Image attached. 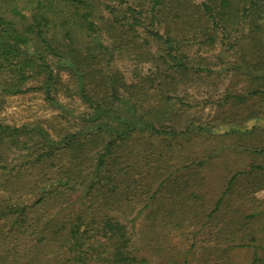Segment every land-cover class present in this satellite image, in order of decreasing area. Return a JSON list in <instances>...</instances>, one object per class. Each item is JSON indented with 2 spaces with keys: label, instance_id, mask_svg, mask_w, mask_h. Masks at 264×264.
I'll use <instances>...</instances> for the list:
<instances>
[{
  "label": "trees",
  "instance_id": "trees-1",
  "mask_svg": "<svg viewBox=\"0 0 264 264\" xmlns=\"http://www.w3.org/2000/svg\"><path fill=\"white\" fill-rule=\"evenodd\" d=\"M140 30L165 55L129 85L112 64L150 58ZM194 46L224 53V70L245 72L264 98V0H0V108L3 97L35 92L65 112L57 94L70 86L87 108L74 124L0 121V193L9 194L0 197V264H137L124 224L132 215L144 212L152 231L188 211L212 226L242 210L236 198L264 190V163H251L223 177L210 207L207 161L188 144L212 125L177 133L164 125L170 112L142 103L152 92L170 106L176 78L200 72L186 51Z\"/></svg>",
  "mask_w": 264,
  "mask_h": 264
},
{
  "label": "rangeland",
  "instance_id": "rangeland-1",
  "mask_svg": "<svg viewBox=\"0 0 264 264\" xmlns=\"http://www.w3.org/2000/svg\"><path fill=\"white\" fill-rule=\"evenodd\" d=\"M139 32L138 42L144 44L150 58H142L143 62H139L133 56L123 55L112 64L129 85L153 76L158 66L155 61L165 55L164 46L155 42L144 30ZM186 51L195 62L193 69L199 68L200 72L192 70L185 73L186 78H176L175 93L169 95L175 100L170 106L153 98L152 92L150 96H142V103L145 101V109L156 106L164 108L163 112H170L168 121L171 119V122L167 121L164 125L177 133H185L187 124L191 122L197 125L209 122L212 125L213 130L208 135L191 132L192 142L188 144L194 159L207 161V190L202 193L206 196L202 197L212 207L217 185L225 175L242 169L247 171L251 163H264V98L261 94H254L259 91L260 85L245 72L224 70V53L202 51L197 46ZM226 61L235 62L233 57ZM54 71H58L56 66ZM59 75L65 84L69 82L68 74ZM72 87L57 94V100L66 107V113L51 106L42 93L33 92L18 97H3L0 121L16 127L43 121L49 122L50 127L67 122L74 124L87 108L71 90L74 89ZM223 117L230 119L221 125L219 119ZM3 192L0 197L6 199L9 194ZM252 194L248 198H236V205L242 210L223 213L217 221L219 223L212 226L196 220L194 214L188 211L180 219L170 221L171 224L180 221L183 227L176 228L160 220V229L152 231L148 221H144V212L132 215L124 224L131 238L129 247L133 257L137 264H264V190ZM200 221L202 224H198ZM238 228L241 229L239 234L232 236L230 232ZM159 232L160 238H157ZM212 235L214 238L211 240ZM114 248H111V254ZM107 253L109 255V251ZM108 261L99 264H109Z\"/></svg>",
  "mask_w": 264,
  "mask_h": 264
}]
</instances>
